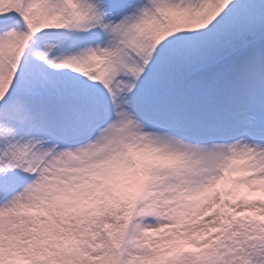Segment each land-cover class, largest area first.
<instances>
[{"label": "snow or ice", "instance_id": "snow-or-ice-1", "mask_svg": "<svg viewBox=\"0 0 264 264\" xmlns=\"http://www.w3.org/2000/svg\"><path fill=\"white\" fill-rule=\"evenodd\" d=\"M0 264H264V0H0Z\"/></svg>", "mask_w": 264, "mask_h": 264}]
</instances>
